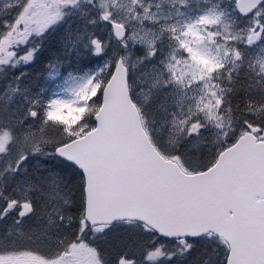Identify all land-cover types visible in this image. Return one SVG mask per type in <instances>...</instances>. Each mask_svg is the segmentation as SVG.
I'll list each match as a JSON object with an SVG mask.
<instances>
[{"label":"snow or ice","instance_id":"obj_1","mask_svg":"<svg viewBox=\"0 0 264 264\" xmlns=\"http://www.w3.org/2000/svg\"><path fill=\"white\" fill-rule=\"evenodd\" d=\"M0 264H264V0H0Z\"/></svg>","mask_w":264,"mask_h":264},{"label":"rangeland","instance_id":"obj_2","mask_svg":"<svg viewBox=\"0 0 264 264\" xmlns=\"http://www.w3.org/2000/svg\"><path fill=\"white\" fill-rule=\"evenodd\" d=\"M62 119L71 120L72 116L71 113H68L67 115L61 116Z\"/></svg>","mask_w":264,"mask_h":264}]
</instances>
